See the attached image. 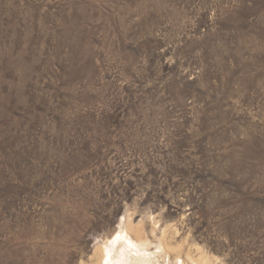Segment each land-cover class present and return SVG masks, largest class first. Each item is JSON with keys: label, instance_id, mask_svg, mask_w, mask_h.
<instances>
[{"label": "rangeland", "instance_id": "rangeland-1", "mask_svg": "<svg viewBox=\"0 0 264 264\" xmlns=\"http://www.w3.org/2000/svg\"><path fill=\"white\" fill-rule=\"evenodd\" d=\"M0 264H264V0H0Z\"/></svg>", "mask_w": 264, "mask_h": 264}, {"label": "bare ground", "instance_id": "bare-ground-1", "mask_svg": "<svg viewBox=\"0 0 264 264\" xmlns=\"http://www.w3.org/2000/svg\"><path fill=\"white\" fill-rule=\"evenodd\" d=\"M203 258H204V257H203ZM200 260L205 261V260H203V259H200ZM197 261H198V260H197ZM206 261H207V260H206ZM206 261H205V262H206Z\"/></svg>", "mask_w": 264, "mask_h": 264}]
</instances>
